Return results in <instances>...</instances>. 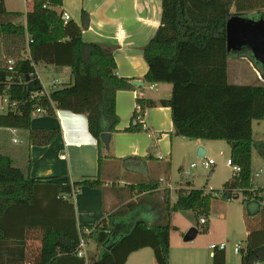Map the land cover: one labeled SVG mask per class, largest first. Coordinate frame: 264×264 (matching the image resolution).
I'll use <instances>...</instances> for the list:
<instances>
[{"label":"trees","instance_id":"trees-1","mask_svg":"<svg viewBox=\"0 0 264 264\" xmlns=\"http://www.w3.org/2000/svg\"><path fill=\"white\" fill-rule=\"evenodd\" d=\"M26 3V24L21 25L11 20L19 13L9 12L5 0H0V44L4 49L0 51V97L7 96L10 101L9 110L0 114V130L27 132V140L21 139L17 148L0 151V264H88L86 257L77 253L81 237L87 242L94 238L101 247L98 259L89 264H125L132 252L144 247L153 249L158 264H170L171 213L194 211L199 220L210 214L214 199L222 196L229 200L233 189L245 195L244 220L249 232L241 264H264V243L260 242L264 240L263 184L253 162L255 148L264 157V142H255L253 130V121L264 119V85L229 83L228 58L237 52L228 51L226 31L227 20L234 13L262 17L260 12L250 13L263 9L264 0H162L161 24L143 48L149 65L145 81L172 85V96L159 104L171 108L174 134L227 141L230 158L240 166V173L232 175L221 190L182 188L172 206L166 197L162 222L132 220L134 212L149 207L130 202L108 221L79 227L68 199L84 186L97 187L103 182L91 177L74 183L32 177L28 147L49 145L60 132L55 127L33 128V116L38 109L48 114L56 109L85 114L89 131L100 146L101 162V135L118 131L117 92L141 88L133 84L134 79L118 75L113 47L84 41L83 32L89 28L87 11L78 24L66 20L59 10L63 0ZM7 48L15 56L1 58ZM10 58L16 60L12 71L7 67ZM52 67L68 68L71 81L52 89L49 96L41 95L44 88L37 69L44 72ZM32 83L40 88L30 90ZM155 105L138 96L140 109L135 108L133 124L125 131L148 130L145 110ZM158 186V181H151L140 189L153 191ZM252 201L261 204L254 215L247 209ZM85 228L91 232L84 233ZM36 230L40 231L37 236ZM208 230L206 223L202 232ZM34 242L38 244L32 245ZM213 258L214 264H226L224 250L216 251Z\"/></svg>","mask_w":264,"mask_h":264},{"label":"crops","instance_id":"crops-1","mask_svg":"<svg viewBox=\"0 0 264 264\" xmlns=\"http://www.w3.org/2000/svg\"><path fill=\"white\" fill-rule=\"evenodd\" d=\"M59 10L67 12L78 24L82 23L83 11H87L89 28L83 32L84 41L113 47L118 75L142 81V86L135 85L142 91L135 89L117 92L115 109L119 116L118 131L111 133L108 148L103 144L101 162L100 146L89 131L85 114L59 109L53 114H35L32 119L33 128L55 127L59 128L60 132L49 145L27 146L31 161L30 175L35 178L54 179L62 183H74L88 177L100 178L103 185L84 186L68 199L69 203L74 205L78 227L95 226L104 220L108 221L112 214L130 202L137 204V207L141 204L146 205L153 212L157 210L155 207L164 210L166 204L162 200L168 197L172 206L177 201L173 199L174 193L177 194L178 190L185 187L188 190L196 188L193 182L184 179L183 174L177 185H172L174 169L176 170L181 162L186 163L196 159L200 148L205 149L207 155L208 144L206 140L188 139L174 134L171 108L159 104V101L172 96V85L149 84L144 79L149 65L144 58L143 48L153 38L161 24L162 0H63ZM3 50L1 43L0 51ZM237 55L239 56L237 58L249 62L256 74V80L259 82L250 85L264 83V76L256 70L249 54ZM232 56L228 58V81L229 62L236 58ZM41 72L37 69L40 82L45 89ZM44 74L51 79V84L55 80L58 86L71 81L68 68H47ZM138 96L154 101L157 105L147 107L145 110L144 122L148 130L127 132L125 129L133 124L132 117L137 108ZM2 131L14 135L12 129H2ZM18 134L21 135V139L27 140V132L18 130ZM18 143L13 141V144L18 145ZM141 162L145 163L146 172L136 169L141 166ZM180 169L184 170L183 167ZM151 181H158L159 186L153 191L140 189L141 185ZM186 182H191L192 186L187 187ZM163 183H166V186ZM260 183L264 186L263 182ZM156 195H160L163 199H157ZM36 231L35 236L40 234V231ZM197 234L198 232L196 236ZM260 242L264 243V240ZM245 247L246 244L242 249ZM226 250L227 248L224 250L226 264H229ZM240 254L242 256V250ZM211 255L213 257L212 252ZM88 256L86 249L85 257L88 264L98 259L94 254ZM125 264H158V262L153 249L144 247L132 252Z\"/></svg>","mask_w":264,"mask_h":264},{"label":"rangeland","instance_id":"rangeland-1","mask_svg":"<svg viewBox=\"0 0 264 264\" xmlns=\"http://www.w3.org/2000/svg\"><path fill=\"white\" fill-rule=\"evenodd\" d=\"M6 8L11 13H19L17 16L11 18L16 24L23 25L26 21V13L29 9L26 0H5ZM30 6V5H29ZM234 11V10H233ZM260 12L264 17V8L251 12L254 14ZM10 43H7V46ZM250 58L254 61V67L256 70L264 76V68L262 64L256 61L250 50H246ZM4 54V55H3ZM1 57L5 58L8 55H14L9 48L6 49V53H3ZM232 57H236L229 62V83L238 85H250L257 84L256 74L249 62L241 60L237 54H232ZM236 55V56H235ZM40 71V70H39ZM42 82L48 92H51V79L41 72ZM254 82V83H252ZM263 84L264 83H260ZM0 99V114L5 112V109L1 108ZM254 139L256 143L264 142V119L255 120L253 122ZM17 137L21 140V135H8L0 130V151L11 152L14 148H17V144H13V138ZM208 144L207 158L213 159L216 164L206 169L202 162L203 157H198L189 162H181L179 167L174 169V177L172 178V185L176 186L177 181L183 174L184 179L191 181L195 184L196 188H205L206 191L221 190L225 182H227L233 175L234 168L227 164V160L230 158V146L225 140H206ZM221 151L224 154H221ZM253 162L255 166V172L259 173L258 181L264 183V157L260 154L259 149L255 148L253 151ZM192 163H196L197 167L193 168L190 174H186L185 170L190 167ZM184 168L182 169L180 168ZM183 172V173H182ZM212 172V174H211ZM166 186V183H163ZM165 192V191H164ZM164 196V194H163ZM162 196V197H163ZM157 199L162 200L160 195H156ZM177 199V194H173V199ZM163 202L165 200H162ZM264 209V208H263ZM262 214V213H261ZM166 214L163 210L151 211L144 208L138 209L132 214V220H145L148 223L162 222ZM208 218L209 231L203 233V227L205 224H201L194 211H173L170 216L171 222V249H170V264H214V259L209 249L210 244H221L226 242L227 255L229 264H241V254H235L233 248L236 244L244 246L248 239V232L244 218V204L241 196L237 199L226 200L219 197L212 202L211 212L206 215ZM125 218V217H124ZM130 219L126 222L128 223ZM198 231L196 237L191 241H185V235L191 230ZM87 251L89 256L94 254L99 256L101 250L100 245L94 238H91L88 242ZM38 243L34 242L32 245L36 246ZM88 256V257H89Z\"/></svg>","mask_w":264,"mask_h":264},{"label":"water","instance_id":"water-1","mask_svg":"<svg viewBox=\"0 0 264 264\" xmlns=\"http://www.w3.org/2000/svg\"><path fill=\"white\" fill-rule=\"evenodd\" d=\"M227 31V49L229 52L240 53L244 48H248L256 61L260 62L264 68V17L255 19L241 14H232L226 24ZM133 84L142 86L143 82L134 80ZM37 87L36 84L30 85V90L34 91ZM111 139V132H104L101 135V141L106 148L109 147ZM198 157H205L206 151L200 148L197 152ZM141 166L136 169L146 172L145 163L141 162ZM261 208L259 201H252L248 204L247 209L250 215L256 214ZM196 236L195 229L191 230L185 235V241H191ZM245 249H242V253ZM103 264V263H102Z\"/></svg>","mask_w":264,"mask_h":264},{"label":"built area","instance_id":"built-area-1","mask_svg":"<svg viewBox=\"0 0 264 264\" xmlns=\"http://www.w3.org/2000/svg\"><path fill=\"white\" fill-rule=\"evenodd\" d=\"M63 16H64V18H65L66 20H69V19L71 18L70 15H69L67 12H64ZM15 63H16V60L13 59V58H10V59L7 61V67H8V70H9V71H12V70L14 69ZM37 75H38V74H37ZM38 78H39V76H38ZM39 80H40V79H39ZM51 86H52V89H54L55 87L58 86V84H57V82H56L55 80H53ZM151 87H154V86H151ZM49 94H50V92H47L45 89H44V91L41 93V95H46V96H49ZM0 99H1V105H2L1 108H2V109H5V112H4V113H6V112L9 110L10 101L8 100V97H7V96L0 97ZM12 106L15 107V106H16V102H13V103H12ZM137 108L140 109L139 106H137ZM35 114H48V113H47V111H46L45 109H38V110L36 111ZM12 133L15 134V135H17V134H18V129L13 128V129H12ZM13 141H14L15 143H16V142H19V140H18L17 137H14ZM221 154H224V152L221 151ZM202 164H203V166H204L206 169H209V168H211L213 165H215L216 162H215L213 159H210V158L204 157V158H203V162H202ZM227 164H228L229 166H231V167L234 168V170H233V175H238V174L240 173V171H241L240 166L235 165V164L232 162L231 158H229V159L227 160ZM195 167H197V164H196V163H192V164L190 165V167H188V168L185 170V173H186V174H190L191 171H192V169L195 168ZM262 189H263L262 193H263V195H264V186H263ZM210 191H213V190H210ZM207 192H208V191H207ZM240 196H241L242 199L245 198V195L243 194L242 190H240V189H233V190L231 191V193H230L229 200L237 199V198H239ZM65 197H66V196H65ZM200 222H201V224H206V223H208V218H207L206 216H203V217L200 218ZM90 232H91L90 229H88V228H85V229H84V233L89 234ZM88 244H89V243L85 240V238H84V237H81V240H80V243H79V247H78V251H77V253H78V255H79L80 257H85V256H86V248H87ZM227 246H228V244H227L226 242H223V243L218 244V245H215V244L210 245V249H211V251H212V253H213V255H214V253H215L216 251H218V250H225V249L227 248ZM241 250H242V246H241L240 244H236V245L234 246V248H233V251H234L235 254H240V253H241ZM257 264H259V263H257Z\"/></svg>","mask_w":264,"mask_h":264}]
</instances>
